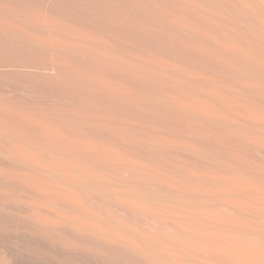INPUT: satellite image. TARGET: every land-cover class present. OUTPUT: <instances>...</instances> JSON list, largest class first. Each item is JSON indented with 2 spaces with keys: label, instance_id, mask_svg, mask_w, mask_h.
<instances>
[{
  "label": "bare ground",
  "instance_id": "obj_1",
  "mask_svg": "<svg viewBox=\"0 0 264 264\" xmlns=\"http://www.w3.org/2000/svg\"><path fill=\"white\" fill-rule=\"evenodd\" d=\"M0 264H264V0H0Z\"/></svg>",
  "mask_w": 264,
  "mask_h": 264
}]
</instances>
